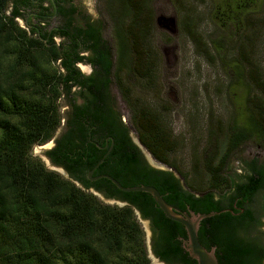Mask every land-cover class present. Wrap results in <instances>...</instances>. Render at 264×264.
Wrapping results in <instances>:
<instances>
[{"label":"trees","instance_id":"obj_1","mask_svg":"<svg viewBox=\"0 0 264 264\" xmlns=\"http://www.w3.org/2000/svg\"><path fill=\"white\" fill-rule=\"evenodd\" d=\"M115 1L119 8L113 4L108 8L118 39L113 59L99 27L83 15L85 21H78L80 12L72 4L59 10L61 24L53 34L64 37L65 43L56 44L52 34L17 24L20 9L29 6L26 0H0V264H149L136 210L150 221L153 252L160 260L196 264L179 239L186 237L183 226L167 218L148 193L122 191L106 178L88 179V171L105 152L85 141L89 133L101 132L112 136L113 145L95 175L108 174L127 187L152 185L182 211L230 209L201 220L199 241L208 249L215 247L221 264H263L264 245L254 232L264 216V196L260 202L255 199L264 191V167L252 160L241 180L226 170L244 141L254 134L264 141V81L253 78L261 91L260 98L250 99L256 110L246 125L231 127L222 154L204 151L208 185L185 188L174 171L184 175L170 160L177 147L172 131L151 107L131 102L130 89L119 76L126 70L148 82L154 74L155 64L145 47L152 20L146 0ZM230 1L223 0L216 13L232 21L253 0ZM188 35L201 44L198 32L190 30ZM80 49L89 50L90 57L85 59ZM58 60L62 71L52 66ZM84 60L94 66L93 75L84 76L77 68L76 63ZM112 79L130 106L139 142L171 170L148 165L119 115L114 116L108 105ZM73 86L79 87L75 95H81L84 103L76 105L71 97L68 128L56 147L47 151L64 167L67 179L46 169L30 151L52 138L60 124L57 98L62 90L70 94ZM88 189L127 204L103 203Z\"/></svg>","mask_w":264,"mask_h":264},{"label":"rangeland","instance_id":"obj_2","mask_svg":"<svg viewBox=\"0 0 264 264\" xmlns=\"http://www.w3.org/2000/svg\"><path fill=\"white\" fill-rule=\"evenodd\" d=\"M222 1L146 0L152 20H149L145 47L146 54L154 61V74L147 82L126 70L119 73L125 86L130 89L131 102L137 101L136 104L151 107L158 113L164 126L172 131L177 147L171 153L170 160L184 175L179 178L185 188L187 184L202 188L208 185L209 175L202 165L204 151L215 149L221 155L231 127L246 125L249 116L256 110L250 99L254 95L257 99L261 97L253 78L258 76L264 81V0H253L246 11L235 13V20L232 21L216 13ZM72 3L88 21L99 27L102 40L115 59L118 46L116 22L109 16L108 8L111 4L119 8V4L115 0H72ZM10 9L11 6L7 14ZM126 21L127 17H124L123 22ZM16 22L28 30L24 18H16ZM33 23L29 21V24ZM59 24L60 20L53 18L47 21L46 28ZM190 30L200 34V45L191 40L188 35ZM53 39L56 44L65 43V39L59 35ZM79 51L85 59L91 55L89 50ZM52 66L63 70L59 60ZM77 67L85 75L92 71L85 60L79 62ZM109 91L113 106L132 141L138 146L130 106L113 79ZM75 92L74 88L70 94L62 90L57 98L59 126L50 140L33 145L30 151V155L39 159L46 169L67 179L68 175L63 169L50 163L46 152L65 128L69 103ZM75 101H80L78 96H75ZM138 148L148 165L169 169L146 149ZM252 160L264 167V141L255 134L232 153L226 174L236 180L243 179ZM88 192L95 194L103 203L120 205L118 201L108 199L93 189H88ZM263 196L264 191L255 199L260 202ZM135 216L144 233L143 244L149 264H167L152 255L153 231L150 221L140 217L137 212ZM260 219L261 224L254 233L260 236L264 245V216L261 215Z\"/></svg>","mask_w":264,"mask_h":264},{"label":"water","instance_id":"obj_3","mask_svg":"<svg viewBox=\"0 0 264 264\" xmlns=\"http://www.w3.org/2000/svg\"><path fill=\"white\" fill-rule=\"evenodd\" d=\"M110 138L112 139V137H110ZM137 142H138V146L146 149L139 142V140H137ZM95 145L98 148H101V146L99 144L95 143ZM112 145H113V139H112V144L110 145L109 149L103 154V156L97 161V163L89 171L88 179L89 180H97L99 178H106L111 183H113L118 189H120L122 191H125V192L142 191V192L148 193L152 197V199L154 200V202L158 206V208L164 213V215L167 218L174 220L183 226L186 237H179V239L181 240L182 247L188 253V256L191 259L195 260L196 264H221L218 261V258L215 254V247L212 246L208 249L201 244V242L199 241V238H198V230H199L201 220H203L207 217L217 215L221 212H225L226 210L230 211V209H221L220 211H210L208 213H200V212L195 213L194 211H192L190 209H188L187 211H182L179 208L167 203L164 200V198L162 197V195L159 193V191L152 185H136V186L127 187V186L121 185L115 178H113L112 176H110L108 174H99L97 176H92V172L103 162L105 156L111 150ZM161 169H163V168H161ZM169 170H171V169L169 168ZM174 172H175L176 176L180 177V175L176 171H174ZM64 173H66L68 175L67 177L70 178L69 174L65 170H64ZM76 183L78 184V182H76ZM112 200L118 201L120 206L127 204L126 202L119 201L116 199H112ZM136 212L140 215V213L137 210H136ZM140 217H141V215H140ZM152 255H154V257H156L157 259H159L154 254V252H152ZM163 263H165V262L163 261Z\"/></svg>","mask_w":264,"mask_h":264},{"label":"flooded vegetation","instance_id":"obj_4","mask_svg":"<svg viewBox=\"0 0 264 264\" xmlns=\"http://www.w3.org/2000/svg\"><path fill=\"white\" fill-rule=\"evenodd\" d=\"M26 2L28 3L29 6L21 8L20 11L22 12V15H20V16H18L16 18H19V17L24 18L26 20V23L29 26L28 29L36 28L37 30H41V32H46L48 35L52 34L51 35L52 37L55 36L54 35L55 33L53 34V32H54V30L58 29V26L61 24V21H60L59 25L50 27L49 29L46 28L47 27V21H49V20H51L53 18L61 20L62 16H61V14H59V10L62 9V8H68V7H70L71 4L73 6H75L72 3V0H26ZM77 10H78V12H80L78 8H77ZM80 16H81V18H77V19H80V20L82 19V20L85 21V19L82 17V13L81 12H80ZM74 17H77V15L75 14ZM30 20L34 21L35 23L29 24ZM61 38H64V37H61ZM78 63L79 62L76 63V66H77ZM89 64L92 67V71H91V73L89 75H85V74H83L80 71L84 76H91V75L94 74V71H95L94 66L91 63H89ZM73 88L76 89V91L79 89V87H77V86H73L72 89ZM75 96L79 97V100H80L79 102L75 101ZM75 96H73V98H74V102L73 103L76 104V105H82L84 103V98L81 95H75ZM71 101L69 103V106H70L69 114L72 111V104L73 103ZM108 105L111 108V110L113 111L114 116H115V114H118L116 109H115V107L113 106L111 98L108 101ZM68 118H69V116L67 117V119L65 121V128H64L63 132L60 134L59 137H57L52 142V147L49 150H52L53 148L56 147L57 141L61 138V136L64 134V132L68 128V125H67ZM109 118H110V121L113 120L110 116H109ZM119 121L125 126V124L121 121L120 116H119ZM110 137H112V136H110L109 134H105L104 132H101L99 136H97V135H93V136L91 135L90 136V133H89V139H88L87 142L85 141V144L90 143L93 146H96L95 143H97V144H99L101 146V148H98L96 146L99 149V151L106 152L109 149L110 145L112 144V139ZM110 139H111V143L109 144ZM48 158H49L50 163L52 165L64 169V167L62 165L56 164L49 156H48ZM89 171H88V173H89ZM94 172H95V170L92 172V175L97 176V174L95 175ZM88 173H87V177H88ZM90 181H94V180H90Z\"/></svg>","mask_w":264,"mask_h":264}]
</instances>
